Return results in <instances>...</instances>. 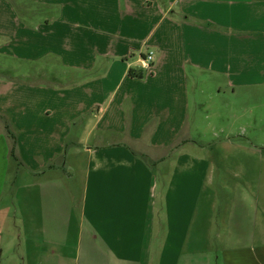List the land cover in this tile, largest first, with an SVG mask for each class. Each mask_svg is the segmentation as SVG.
<instances>
[{
  "label": "crops",
  "instance_id": "obj_1",
  "mask_svg": "<svg viewBox=\"0 0 264 264\" xmlns=\"http://www.w3.org/2000/svg\"><path fill=\"white\" fill-rule=\"evenodd\" d=\"M0 57V264H264V141L189 125L264 132V0H0Z\"/></svg>",
  "mask_w": 264,
  "mask_h": 264
},
{
  "label": "rangeland",
  "instance_id": "obj_2",
  "mask_svg": "<svg viewBox=\"0 0 264 264\" xmlns=\"http://www.w3.org/2000/svg\"><path fill=\"white\" fill-rule=\"evenodd\" d=\"M145 50L147 51V48H145ZM2 61H4V59L0 57V64H2ZM10 61H11L10 65L13 68L12 69L13 74L20 72V70L22 69L21 60L13 57V58H10ZM1 69L2 68H0V74L5 75V74L9 73V72L3 71ZM18 74H20V73H18ZM63 82L67 83L68 80L63 81ZM192 83H193V85L190 87V94L192 96H190V98H189L190 99L189 125L191 126L190 132H191L192 136L201 137V138L206 139V140L212 139L213 142H217L218 140H220L221 138L224 137L225 133L230 132V134H229L230 136H233L239 140H245L246 137L248 136L251 138H259V141H261V140L264 141V139L262 137H257V136H262V133L264 134V132H262V130H259V129H253V130L251 129V130H248V132H246L245 129H243L244 128L243 127L244 126L243 120H238V122L235 123V125L232 124L231 126H229L230 122L224 116L222 118L221 117L214 118L215 114H214V110L212 107H210L209 110H206L207 108L204 109L203 107L202 108L201 107L195 108L194 106H196V102H197L198 97L193 96V95H195V91L199 92V89H198L199 82H192ZM259 94L261 95V91ZM199 99L202 101L207 100V98H205V97H202V99L201 98H199ZM259 99L260 98H258L257 101L255 100L256 104L259 103ZM240 107H244V109L246 110L247 104H246V101L244 100V98H242V101H240L238 103L237 109L240 110ZM209 111H210V114H209ZM206 115H209V116L206 117ZM223 115H225V114H223ZM197 117H198V119H196ZM230 121H232V120H230ZM196 126H198V128H200V129L197 130ZM222 126H223V128L225 127L224 130H223V128H221ZM214 127H216V128H214ZM215 133L218 135L215 136ZM146 135H148V133H146ZM96 139H97L96 136H95V138L93 136L92 138H90V142L95 143ZM98 139H97V142H98ZM90 145H93V144H90ZM135 146H138L139 148L140 147L144 148V152H145L146 157L148 155V156H150V158H152L153 156L158 155V154L163 152V150H161L158 147H152L151 139H149V136L144 137V139L141 141V143L136 144ZM214 149H211L212 154H215ZM69 163L70 162L68 161L66 166L62 169V171H63L62 174L65 177V179L72 182L73 186L75 185L74 186V190H75L74 195L76 196V198H78V196H80L81 192H82L81 177L76 178V175L74 174L75 173L74 172V169H75L74 162H73V176L70 175V165H68ZM15 169H16V163L12 162V167H11L9 177H8L9 178V186L10 187L14 186V188L16 190V189H19L22 185H24L25 182H23L22 177H20V176L18 177V173L16 172ZM32 181L33 180H31V182ZM21 191H22V188H20V193L18 195L20 199H21L20 195L22 194ZM15 201H16L17 209H19L18 211H19V213H21V206H20L21 201L18 199H16ZM79 205H80V203H79ZM79 211H80V207H79ZM19 213L17 212L18 217L20 216ZM73 225H74V223H73ZM20 226H21V224H20Z\"/></svg>",
  "mask_w": 264,
  "mask_h": 264
},
{
  "label": "trees",
  "instance_id": "obj_3",
  "mask_svg": "<svg viewBox=\"0 0 264 264\" xmlns=\"http://www.w3.org/2000/svg\"><path fill=\"white\" fill-rule=\"evenodd\" d=\"M134 71L131 70V73H133ZM143 75L142 73H140V76ZM6 128L7 131L9 133V135L11 136V138L13 139V143H12V148H11V153L15 156L16 153V132L12 126V124L9 121H6Z\"/></svg>",
  "mask_w": 264,
  "mask_h": 264
},
{
  "label": "built area",
  "instance_id": "obj_4",
  "mask_svg": "<svg viewBox=\"0 0 264 264\" xmlns=\"http://www.w3.org/2000/svg\"><path fill=\"white\" fill-rule=\"evenodd\" d=\"M141 59H142L143 61H147V64H148V67H147V68L151 67V65H152V61H153V52L150 51V52L146 53L145 55H143V56L141 57Z\"/></svg>",
  "mask_w": 264,
  "mask_h": 264
},
{
  "label": "clouds",
  "instance_id": "obj_5",
  "mask_svg": "<svg viewBox=\"0 0 264 264\" xmlns=\"http://www.w3.org/2000/svg\"><path fill=\"white\" fill-rule=\"evenodd\" d=\"M130 67H142V68L146 69L148 67V64H147V61H143L142 59H138L137 61L132 62L130 64Z\"/></svg>",
  "mask_w": 264,
  "mask_h": 264
}]
</instances>
